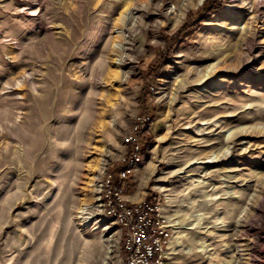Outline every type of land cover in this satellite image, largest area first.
Returning <instances> with one entry per match:
<instances>
[{"label": "rangeland", "instance_id": "rangeland-1", "mask_svg": "<svg viewBox=\"0 0 264 264\" xmlns=\"http://www.w3.org/2000/svg\"><path fill=\"white\" fill-rule=\"evenodd\" d=\"M31 1L0 0V264H122L97 188L141 114L125 196L169 200L164 263L264 264V0Z\"/></svg>", "mask_w": 264, "mask_h": 264}, {"label": "built area", "instance_id": "built-area-1", "mask_svg": "<svg viewBox=\"0 0 264 264\" xmlns=\"http://www.w3.org/2000/svg\"><path fill=\"white\" fill-rule=\"evenodd\" d=\"M151 122L149 114L136 117L133 130L124 143L126 153L118 166L104 171L98 202L105 218L113 219L120 234L122 264H163L172 229L161 214V203L155 198L128 203L125 192L142 162L146 140L144 129Z\"/></svg>", "mask_w": 264, "mask_h": 264}, {"label": "bare ground", "instance_id": "bare-ground-1", "mask_svg": "<svg viewBox=\"0 0 264 264\" xmlns=\"http://www.w3.org/2000/svg\"><path fill=\"white\" fill-rule=\"evenodd\" d=\"M31 0H25V2H30ZM32 1H34V0H32ZM31 1V2H32ZM102 1H105V0H101L100 2H102ZM231 1V0H230ZM35 2V1H34ZM27 5V4H26ZM120 8H123V10L121 11V13H120V18L119 19H117V22H119V24L120 25H123L124 23H126V21H127V19L131 16V15H135V16H133L134 18H135V21L137 22L138 21V19H139V17H138V10L137 9H134V10H132V3L131 2H125V3H122L121 5L120 4H115L113 7H110V8H108V7H106L105 8V10L107 9V11L109 12V13H111V14H114L118 9H120ZM27 10H24L23 12L24 13H26V14H35L36 12H38L39 11V8H38V5L36 4L34 7L33 6H30V5H28L27 6V8H26ZM127 10H129V13H128V11ZM171 12V10H169V11H167L166 12V14H169ZM118 34H119V32H118ZM118 48H120V47H118ZM122 48V47H121ZM120 61V60H119ZM120 62H122V61H120ZM120 62H118V64L120 63ZM237 143H240V148H239V152H245L246 151V149H247V146H244L245 144H243V141H241V140H238V139H236V140H233L232 142H231V147L229 148V150L225 153V155H224V162H227L228 164H234V162H235V158H234V156H233V154L236 152V146H238V145H236ZM104 171V167H102V172ZM169 176H171V174H166L164 177H162V180H164V179H166L167 177H169ZM99 186H98V188H97V192H99ZM96 200H98V196H97V198H96ZM169 200L168 199H166V206L165 207H162V211H161V214H162V216L169 222V225L174 229V231L177 229L176 228V221L174 220V219H170L169 217H167L166 216V214H165V211H166V209L168 208V205H169ZM100 207V205H97V206H95V208H99ZM86 208V209H85ZM87 206H83V208L81 209L82 211H80L79 212V214H84V210H87ZM88 219V221H85V220H87ZM82 221H83V224H87V223H89V221H90V218H88V217H86V218H83L82 219ZM73 243H70V246L72 247V246H77L78 245V241L77 242H74V241H72ZM109 241H106V244L104 245V248H103V250H106L107 252H110V249L112 248L111 246H109ZM170 248H171V246L168 248V251H170ZM166 252L165 253V256H166V258L169 256V252ZM51 253H52V250L51 249H48V251H47V255H48V258L51 260V258H52V256H51ZM69 253H70V256L68 257H65V259H64V261H63V263L62 264H75V258L74 257H72V255H73V252L71 251H69ZM84 256H85V258H88V257H90V258H92L93 257V249H92V247H91V245H90V242H86L85 243V245H84V248H83V251H82V254H81V256H80V258H84ZM78 261H81V259H78ZM163 264H165V263H163Z\"/></svg>", "mask_w": 264, "mask_h": 264}, {"label": "trees", "instance_id": "trees-1", "mask_svg": "<svg viewBox=\"0 0 264 264\" xmlns=\"http://www.w3.org/2000/svg\"><path fill=\"white\" fill-rule=\"evenodd\" d=\"M149 125V124H148ZM147 125V126H148ZM146 126V128L144 129V132H143V137L145 138V140H146V143H145V149L147 148V146H148V136H149V134H148V130H149V126L147 127Z\"/></svg>", "mask_w": 264, "mask_h": 264}, {"label": "crops", "instance_id": "crops-1", "mask_svg": "<svg viewBox=\"0 0 264 264\" xmlns=\"http://www.w3.org/2000/svg\"><path fill=\"white\" fill-rule=\"evenodd\" d=\"M125 198H126L127 200H130V196H127V195H126Z\"/></svg>", "mask_w": 264, "mask_h": 264}]
</instances>
